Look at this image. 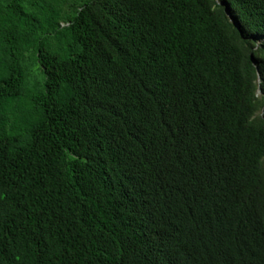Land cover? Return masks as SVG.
<instances>
[{
	"label": "trees",
	"instance_id": "obj_1",
	"mask_svg": "<svg viewBox=\"0 0 264 264\" xmlns=\"http://www.w3.org/2000/svg\"><path fill=\"white\" fill-rule=\"evenodd\" d=\"M0 264H264V0H0Z\"/></svg>",
	"mask_w": 264,
	"mask_h": 264
},
{
	"label": "water",
	"instance_id": "obj_2",
	"mask_svg": "<svg viewBox=\"0 0 264 264\" xmlns=\"http://www.w3.org/2000/svg\"><path fill=\"white\" fill-rule=\"evenodd\" d=\"M252 62L254 63V60L252 59ZM257 76H258V73H257ZM257 94H260V91L259 89L256 91Z\"/></svg>",
	"mask_w": 264,
	"mask_h": 264
}]
</instances>
